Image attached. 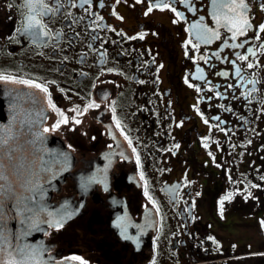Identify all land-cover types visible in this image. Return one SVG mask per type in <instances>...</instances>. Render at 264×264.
<instances>
[{
  "label": "flooded vegetation",
  "instance_id": "flooded-vegetation-1",
  "mask_svg": "<svg viewBox=\"0 0 264 264\" xmlns=\"http://www.w3.org/2000/svg\"><path fill=\"white\" fill-rule=\"evenodd\" d=\"M261 26L264 0H0V92L46 88L72 162L56 260L264 264Z\"/></svg>",
  "mask_w": 264,
  "mask_h": 264
},
{
  "label": "water",
  "instance_id": "water-1",
  "mask_svg": "<svg viewBox=\"0 0 264 264\" xmlns=\"http://www.w3.org/2000/svg\"><path fill=\"white\" fill-rule=\"evenodd\" d=\"M11 91L12 95L0 92L3 105L0 110H4L7 114L8 108L13 104L12 111L15 112L31 111L26 107H32L34 103H39L41 100L40 107L45 106L40 92L31 86H13ZM0 120H4L0 125V138H8V117L5 120V115L0 114ZM38 163L37 159L19 160L15 157H8V145L0 148V204H2L0 208V229H2L0 231V261L3 264H10L11 259L24 260L25 264H53L48 261L45 252L41 249L39 237L31 238L43 225V222L33 220L32 214L33 212L39 213V219L52 221L51 218H55L56 215V208L48 203L47 191L44 192L45 204L43 206H25L36 187L37 181L33 177L40 175Z\"/></svg>",
  "mask_w": 264,
  "mask_h": 264
},
{
  "label": "snow or ice",
  "instance_id": "snow-or-ice-1",
  "mask_svg": "<svg viewBox=\"0 0 264 264\" xmlns=\"http://www.w3.org/2000/svg\"><path fill=\"white\" fill-rule=\"evenodd\" d=\"M261 28H262V30H264V26H261ZM249 67H251V65H249ZM9 79H11V77L0 76V80H9ZM17 82L18 83H22V84H28V85L33 86L35 88H41L42 91L47 92L46 88H42L41 85L34 84L31 81L22 80V81H17ZM49 104H51V101H49ZM77 123H79V121H77ZM58 126H59V123H57V125H55V127H58ZM44 131L47 132L48 129L45 128ZM8 144H9V138H7V137L0 138V148H2L4 145H8ZM9 151H15V150L10 148ZM226 199H227V197H226ZM0 208H2V204H0ZM0 231H2V229H0ZM21 251H23V250H21ZM73 259H79V257H73ZM0 264H3V262L0 261ZM10 264H25V261L24 260H19L18 261V260H15V259H11L10 260Z\"/></svg>",
  "mask_w": 264,
  "mask_h": 264
},
{
  "label": "trees",
  "instance_id": "trees-1",
  "mask_svg": "<svg viewBox=\"0 0 264 264\" xmlns=\"http://www.w3.org/2000/svg\"><path fill=\"white\" fill-rule=\"evenodd\" d=\"M264 170V169H261ZM245 185H251V194H253V196L255 194H260L263 190L262 185H264V173H260L257 174L254 178L252 182H247L245 183ZM261 197V195H260Z\"/></svg>",
  "mask_w": 264,
  "mask_h": 264
}]
</instances>
